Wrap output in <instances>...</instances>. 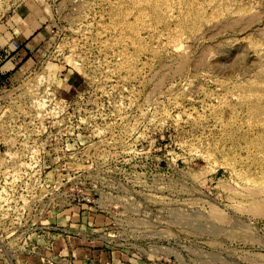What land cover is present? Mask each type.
Returning a JSON list of instances; mask_svg holds the SVG:
<instances>
[{
	"label": "rangeland",
	"instance_id": "obj_1",
	"mask_svg": "<svg viewBox=\"0 0 264 264\" xmlns=\"http://www.w3.org/2000/svg\"><path fill=\"white\" fill-rule=\"evenodd\" d=\"M13 15L43 36L0 88V262L75 222L127 264H264V0H0Z\"/></svg>",
	"mask_w": 264,
	"mask_h": 264
},
{
	"label": "crops",
	"instance_id": "obj_2",
	"mask_svg": "<svg viewBox=\"0 0 264 264\" xmlns=\"http://www.w3.org/2000/svg\"><path fill=\"white\" fill-rule=\"evenodd\" d=\"M14 17L0 21V55L11 54L0 64V73L11 80L24 74V59L34 51L43 36L40 31L37 32L39 24H36L35 19H25L18 23L13 20ZM12 40L20 45V52L15 53L12 49ZM73 220L79 221V218ZM72 224V231L77 232L58 238L37 253L27 254L16 264H127L121 250L111 247L108 235L97 233L98 230L88 232L83 225L75 222Z\"/></svg>",
	"mask_w": 264,
	"mask_h": 264
},
{
	"label": "built area",
	"instance_id": "obj_3",
	"mask_svg": "<svg viewBox=\"0 0 264 264\" xmlns=\"http://www.w3.org/2000/svg\"><path fill=\"white\" fill-rule=\"evenodd\" d=\"M11 47L15 52H18L21 50V47L18 43L11 41ZM10 57V53L5 54V55H0V64L2 62H4V60H6L7 58ZM7 79L4 78V76L0 73V88L4 86V83L6 82ZM110 239H112L114 236L110 237L108 236Z\"/></svg>",
	"mask_w": 264,
	"mask_h": 264
}]
</instances>
